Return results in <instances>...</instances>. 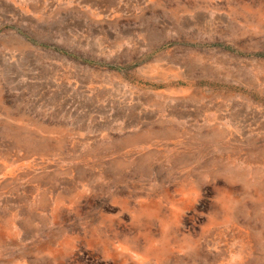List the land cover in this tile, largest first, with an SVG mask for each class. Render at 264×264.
<instances>
[{
    "label": "rangeland",
    "instance_id": "rangeland-1",
    "mask_svg": "<svg viewBox=\"0 0 264 264\" xmlns=\"http://www.w3.org/2000/svg\"><path fill=\"white\" fill-rule=\"evenodd\" d=\"M0 264H264V0H0Z\"/></svg>",
    "mask_w": 264,
    "mask_h": 264
},
{
    "label": "crops",
    "instance_id": "crops-1",
    "mask_svg": "<svg viewBox=\"0 0 264 264\" xmlns=\"http://www.w3.org/2000/svg\"><path fill=\"white\" fill-rule=\"evenodd\" d=\"M204 85H207V83H205ZM191 96H193L195 99V102L193 104L201 103L203 104V106L207 105V88L205 86H202V85L200 86L198 85V87L196 86V89L192 91ZM185 109L187 110V108ZM192 109L194 110L195 113L198 111V108L194 107Z\"/></svg>",
    "mask_w": 264,
    "mask_h": 264
}]
</instances>
